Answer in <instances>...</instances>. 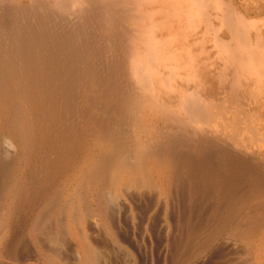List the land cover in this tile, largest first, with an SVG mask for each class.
<instances>
[{"label": "bare ground", "instance_id": "obj_1", "mask_svg": "<svg viewBox=\"0 0 264 264\" xmlns=\"http://www.w3.org/2000/svg\"><path fill=\"white\" fill-rule=\"evenodd\" d=\"M236 1L0 0V264H264Z\"/></svg>", "mask_w": 264, "mask_h": 264}, {"label": "rangeland", "instance_id": "obj_2", "mask_svg": "<svg viewBox=\"0 0 264 264\" xmlns=\"http://www.w3.org/2000/svg\"><path fill=\"white\" fill-rule=\"evenodd\" d=\"M241 2H243L244 4L242 6L244 7V15L247 17V19L248 20L250 19V21L252 20L251 22L254 21L253 23H255L256 25L259 24L258 26H264V0H245ZM241 2L236 1L237 5H239ZM247 14L249 15L250 18L248 17ZM253 17L254 19H252ZM255 20H257L258 23L255 22ZM149 264H162V263H159L157 257L155 256L153 262H150Z\"/></svg>", "mask_w": 264, "mask_h": 264}]
</instances>
